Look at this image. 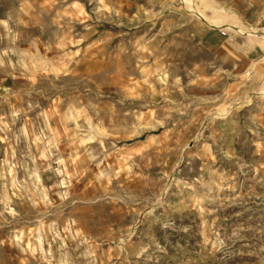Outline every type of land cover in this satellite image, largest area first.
<instances>
[{
  "label": "rangeland",
  "instance_id": "obj_1",
  "mask_svg": "<svg viewBox=\"0 0 264 264\" xmlns=\"http://www.w3.org/2000/svg\"><path fill=\"white\" fill-rule=\"evenodd\" d=\"M208 1L258 37L0 0V264H264V0Z\"/></svg>",
  "mask_w": 264,
  "mask_h": 264
},
{
  "label": "bare ground",
  "instance_id": "obj_2",
  "mask_svg": "<svg viewBox=\"0 0 264 264\" xmlns=\"http://www.w3.org/2000/svg\"><path fill=\"white\" fill-rule=\"evenodd\" d=\"M185 6L193 11H197V7L194 4L193 0H182ZM202 9H210L212 11L211 16H207L203 10L197 11L198 18L203 20L208 26L222 27L225 25V30L231 31L237 35H244L249 41H253L256 36V31L253 28H245L243 25L239 24L234 17L233 13L228 10H217L208 0H200ZM196 7V8H195ZM196 14V13H195ZM225 22H229L225 24ZM261 40L264 41V35H261ZM256 41V40H255ZM250 42V43H251ZM258 42L259 39H258ZM249 45V44H248Z\"/></svg>",
  "mask_w": 264,
  "mask_h": 264
}]
</instances>
